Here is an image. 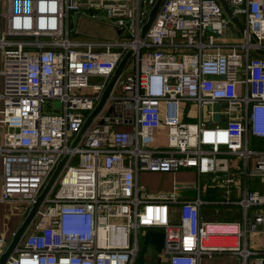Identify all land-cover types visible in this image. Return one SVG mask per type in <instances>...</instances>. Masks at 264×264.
Masks as SVG:
<instances>
[{
  "label": "built area",
  "instance_id": "2783aa9c",
  "mask_svg": "<svg viewBox=\"0 0 264 264\" xmlns=\"http://www.w3.org/2000/svg\"><path fill=\"white\" fill-rule=\"evenodd\" d=\"M156 1L0 0V202L31 208L67 157L4 264H136L148 229L165 233V264L217 253L264 264L239 223L203 220L200 196L155 195L137 180L140 171L197 168L232 184L224 149L264 179V150L248 145L249 135L264 138V0H225L244 26L242 41L229 38V26L240 27L221 0H163L143 35ZM71 14L111 20L115 36L74 37ZM130 51L128 70L76 142ZM94 77L105 79L91 84ZM181 102L197 104L198 122L181 120ZM216 102L227 103L219 111L226 122L214 119ZM205 107L222 125L208 126ZM227 203L247 212L264 206V191ZM259 225L263 212L249 229ZM7 247L0 236V258Z\"/></svg>",
  "mask_w": 264,
  "mask_h": 264
},
{
  "label": "crops",
  "instance_id": "0c3cea01",
  "mask_svg": "<svg viewBox=\"0 0 264 264\" xmlns=\"http://www.w3.org/2000/svg\"><path fill=\"white\" fill-rule=\"evenodd\" d=\"M0 78V88L1 86V80ZM207 114H210L208 111ZM211 116V114H210ZM213 117L206 118L205 120L208 121L209 124H214L216 122L212 121ZM224 122V121H223ZM162 132L159 131V134L157 135V140H160L162 138ZM0 137H3V134L0 135ZM248 145L251 149L262 151L264 150V138H257L253 135H249L248 137ZM224 156L229 159L228 165L230 166V175L233 177L234 182V196L235 199L228 198L232 201H238L241 199L245 193L246 190H258V191H264V179H257L254 182H251L250 176H248L245 173L246 166L243 158L237 156L236 154L229 153L226 149L223 150ZM241 163L243 164V174L244 179L241 175H237L236 173L234 175V172L238 170L241 166ZM255 160L252 159L248 169L252 168L254 166ZM188 170H194L195 174H198V182L195 184L198 187V196L201 197V177L205 173H200L197 168H187L178 170L176 172H164V171H140L137 174V180L140 184L144 185L147 190L155 195L157 194H170L173 192H176L178 196L184 200V199H195V198H183L179 190L183 188L184 186H188V184L181 183L182 180L180 177L183 176L184 173H187L185 171ZM2 171V165L0 164V172ZM195 185H192L193 187ZM241 187H243V192ZM196 197V198H197ZM241 197V198H240ZM203 200V199H202ZM204 204H211L213 202L209 200H203ZM218 203V202H215ZM220 203H226V204H232L227 203V200L220 202ZM237 204V203H233ZM202 205V207H203ZM240 205V204H237ZM250 207L247 212H245L244 208L240 205L239 206V214L241 219H234L236 217L235 214H230L229 216L232 217L228 220H207L211 222H237L240 224L243 230L247 233L246 241H247V247L250 248L252 251H256V255H264V225H259L256 230H250L251 228V222L253 221L256 214L263 212V210H259V208H256L255 206L251 209ZM30 210V207L27 202L24 201H5L0 202V236L5 241L6 246H9L10 242L13 239V236L15 232L18 230V228L23 223L26 215L28 214ZM201 215H202V208H201ZM226 216V215H224ZM238 216V215H237ZM203 218V215H202ZM203 220H205L203 218ZM245 244V239H242V245ZM162 264V263H161ZM200 264H245L243 257L240 254H232V253H217L214 255L213 258L204 257L202 258Z\"/></svg>",
  "mask_w": 264,
  "mask_h": 264
},
{
  "label": "rangeland",
  "instance_id": "374dc122",
  "mask_svg": "<svg viewBox=\"0 0 264 264\" xmlns=\"http://www.w3.org/2000/svg\"><path fill=\"white\" fill-rule=\"evenodd\" d=\"M240 20L243 22L244 18L240 17ZM70 27L72 29V36L77 37L79 39H88V38H112L115 36L114 32V25L111 20H94V19H85L80 18L77 22L75 20V14H71L70 18ZM76 29H79V33H76ZM209 32H206L205 35L207 36ZM227 34L229 38H232L234 41H242V32L240 28H235L233 24L229 26L227 29ZM178 56L180 54L176 53ZM131 59L124 68V72H126L129 68V65L132 63ZM104 77H94L91 78V84H101L104 81ZM80 93L88 92L85 90H78ZM180 113H181V120L185 122H198L199 121V113L197 104L195 102H181L179 105ZM75 112H79L78 110H74ZM207 108L205 107L203 111V118H210V114H207ZM208 126H218L222 125L220 122H216L214 124L207 123ZM162 138L157 140L159 146H166V136L162 132ZM74 164H78V158L73 161ZM184 170L187 168H181L180 170ZM180 179L182 180L181 183L188 184V186H184L179 190L180 195L183 198H196L198 196V187L195 185L198 182V174H195V171L188 170L185 171ZM234 175H241L244 179L243 174V164L238 170L233 171ZM225 176L224 173H211V174H203L201 177V196L203 200H209L213 203L205 204L202 207V215L205 220H228L231 219L230 214H235L236 217L234 219H241L239 214V206L237 204H226L220 203L228 198L235 199L234 194V187L233 184H227L223 181V177ZM259 179L258 177L251 176L250 181L254 182L255 180ZM192 185H195L194 187ZM243 192V187H241ZM262 192V191H261ZM241 198V197H240ZM218 202V203H215ZM253 208V207H252ZM251 208V209H252ZM259 210L264 211V206L256 207ZM254 209V208H253ZM226 215V216H224ZM238 215V216H237ZM146 230H141V245H143V239L145 236ZM164 254V253H163ZM162 252H157L154 246L149 245L148 250L145 253V263L144 264H157V259L159 257H163ZM164 259V257H163ZM167 260L164 259L162 264H165ZM138 264V263H136Z\"/></svg>",
  "mask_w": 264,
  "mask_h": 264
},
{
  "label": "water",
  "instance_id": "95a60500",
  "mask_svg": "<svg viewBox=\"0 0 264 264\" xmlns=\"http://www.w3.org/2000/svg\"><path fill=\"white\" fill-rule=\"evenodd\" d=\"M226 11L229 13V15L232 17V19L237 23V25L240 27V29H243L244 26L243 24L239 21V19L237 17H235L233 15L232 10L230 9L229 5L227 4V2L225 0H221ZM163 0H157L155 5L153 6L148 21L147 23L144 25L143 27V35L146 34V32L148 31L149 27L151 26L152 22L154 21L157 12L162 4ZM258 53L264 55V50L258 49L257 50ZM132 52L130 51L121 61L120 65L118 66L115 74L113 75L111 81L109 82L107 88L104 91V94L102 96V99L100 101V103L98 104V106L96 107V109L92 112V114L89 116L88 120L86 121L83 129L81 130V132L78 135V138L76 140V142L81 138V136L83 135V133L85 132V130L88 128L89 124L91 123V121L93 120V118L101 111V109L103 108L104 104L106 103L108 96L111 92V89L115 83V81L117 80V78L119 77V75L122 73V71L124 70L128 59L130 58ZM222 107H227V103H220V102H216L213 105V110L216 111V113L214 114V119L215 120H222L224 122L227 121V117H222L219 114V111ZM76 142L74 143V145L76 144ZM67 157L64 158L57 166L56 170L54 171V173L52 174L51 178L49 179L48 183L46 184V186L44 187V189L42 190L41 194L37 197L36 202L32 205V207L30 208L28 214L26 215L23 223L21 224V226L18 228V230L15 232L12 241L10 242L9 246L7 247V249L5 250V252L1 255L0 258V264H4V262L6 261L7 257L9 256V254L11 253V251L13 250V248L15 247L16 243L19 241V239L21 238V236L23 235L26 227L28 226V224L30 223L31 219L33 218L34 214L36 213L38 207L41 205V203L43 202L45 196L47 195V193L50 191V189L52 188L53 184L55 183L59 173L61 172L63 165L66 161ZM165 243V233L162 230H155V229H148L146 231V234L144 236L143 239V245L141 247V251L138 257V264H144L145 263V253L148 250V246L152 245L154 246L155 250L157 252H162L163 246Z\"/></svg>",
  "mask_w": 264,
  "mask_h": 264
},
{
  "label": "flooded vegetation",
  "instance_id": "af4514ba",
  "mask_svg": "<svg viewBox=\"0 0 264 264\" xmlns=\"http://www.w3.org/2000/svg\"><path fill=\"white\" fill-rule=\"evenodd\" d=\"M157 264H161V263H159V262L157 261Z\"/></svg>",
  "mask_w": 264,
  "mask_h": 264
}]
</instances>
